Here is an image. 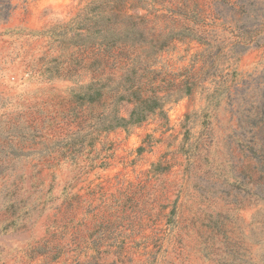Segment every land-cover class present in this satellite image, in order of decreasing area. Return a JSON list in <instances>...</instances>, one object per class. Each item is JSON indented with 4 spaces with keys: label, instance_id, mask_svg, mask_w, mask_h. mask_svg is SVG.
<instances>
[{
    "label": "rangeland",
    "instance_id": "obj_1",
    "mask_svg": "<svg viewBox=\"0 0 264 264\" xmlns=\"http://www.w3.org/2000/svg\"><path fill=\"white\" fill-rule=\"evenodd\" d=\"M0 264H264V0H0Z\"/></svg>",
    "mask_w": 264,
    "mask_h": 264
},
{
    "label": "trees",
    "instance_id": "obj_2",
    "mask_svg": "<svg viewBox=\"0 0 264 264\" xmlns=\"http://www.w3.org/2000/svg\"><path fill=\"white\" fill-rule=\"evenodd\" d=\"M133 115V114H132Z\"/></svg>",
    "mask_w": 264,
    "mask_h": 264
}]
</instances>
